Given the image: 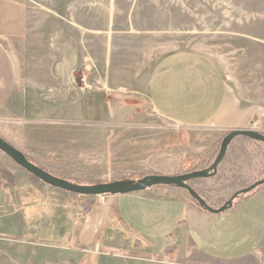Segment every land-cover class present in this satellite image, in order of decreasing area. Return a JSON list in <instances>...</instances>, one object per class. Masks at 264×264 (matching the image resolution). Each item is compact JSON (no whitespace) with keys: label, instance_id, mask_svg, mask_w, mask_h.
<instances>
[{"label":"rangeland","instance_id":"obj_1","mask_svg":"<svg viewBox=\"0 0 264 264\" xmlns=\"http://www.w3.org/2000/svg\"><path fill=\"white\" fill-rule=\"evenodd\" d=\"M18 21L20 27L29 29L24 31L21 41L17 38ZM52 26L60 39L70 41L71 50L83 53L80 60L84 56L90 67L98 64L105 72L113 66L115 79L125 83L115 85L113 81L109 88L97 90L91 68L84 97L102 95L103 110L98 115L103 118L94 116L95 103L91 101L86 118L72 116L63 122L32 125L17 131L16 137L0 136L45 172L77 185L138 180L150 175L178 176L210 167L223 137L232 130H252L264 135V117L250 115L256 106L264 108V0H0V32L9 38L0 41L8 48L16 46L25 52L31 47L37 51L50 39ZM179 51H196L216 61L228 85L231 104L237 106L241 102L240 108L249 110L241 118L234 111L227 113L231 127L226 133L210 125L173 124L160 118L150 106L152 100L163 114L182 116L183 111L192 108L188 105H195L194 101L185 104L183 100L188 90L186 83L182 94L174 95L172 83L165 81L170 74H158L159 60ZM82 79V73L76 69L72 82L79 84ZM181 79L186 80L187 76ZM111 113L119 117L117 122L110 123L106 118ZM263 177L264 145L237 137L229 144L215 176L194 179L188 184L216 209L233 193ZM37 181L0 152V186ZM151 189L167 197L190 199L197 205L181 189ZM67 195L70 221L77 225L90 205L84 201L96 199L98 205L103 202L94 196ZM235 206L233 203L232 208ZM262 207L257 198L240 213L256 210L254 215L259 219ZM148 228L151 226L145 227ZM262 231L261 227H254L253 240L259 239ZM154 234L155 229L145 236L150 240ZM2 252L0 264H4ZM71 254L78 258L77 253ZM185 254L193 259L187 264H264L259 251L251 258L223 263H206L192 248L181 256L166 253V257L174 263ZM8 260L7 264H28L16 254ZM59 261L53 258L43 263Z\"/></svg>","mask_w":264,"mask_h":264},{"label":"crops","instance_id":"obj_2","mask_svg":"<svg viewBox=\"0 0 264 264\" xmlns=\"http://www.w3.org/2000/svg\"><path fill=\"white\" fill-rule=\"evenodd\" d=\"M18 25L17 38L21 41L24 31L29 29L20 27L19 21ZM58 35L52 26L50 39L37 51L31 47L25 52L16 46L8 48L0 41V136L12 138L19 134L17 131L32 125L83 117L91 101L95 103L94 116L103 118L98 115V111L103 110L102 95L84 97L79 89L82 83L72 82L76 69L82 73L84 84H88L91 68H94L97 90L109 88L113 81L115 85L125 83L115 79L113 66L110 72H105L98 64L90 67L84 56L80 60L83 53L71 50L70 41ZM0 38L9 39L1 32ZM158 65V74H170L165 81L172 83L173 94L181 95L186 83L188 90L183 100L185 104L195 102L194 106H187L193 109L177 116L163 114L157 104L149 100L160 118L185 127L210 125L226 133L231 127L227 113L234 111L239 118L247 115L249 110L243 109L244 106L240 108L241 102L237 106L231 104L222 70L209 56L196 51L173 52L163 56ZM183 75L187 76L186 80L181 79ZM255 108L250 115L262 119L264 108L262 105ZM106 118L110 123L119 119L114 113L107 114ZM30 183L12 182L0 186V250L4 264L9 263L8 257L14 254L28 264L49 263L53 258H59V264H72L71 260L75 264H187L193 260L190 255L185 254L171 263L166 253L181 256L189 248L206 263L251 258L258 251L264 263V207L259 210V219L254 215L256 210L240 213L257 198L264 206V185L245 198L237 199L234 208L220 214L206 212L190 199L167 197L152 189L106 196L99 205L96 199L84 201L90 205L81 224L77 225L70 221L67 193L39 181ZM147 226L151 228L145 229ZM254 227L263 230L257 240H253ZM153 229L155 234L149 240L145 233ZM167 248L172 254H168ZM71 251L77 253L78 258L72 256Z\"/></svg>","mask_w":264,"mask_h":264},{"label":"water","instance_id":"obj_3","mask_svg":"<svg viewBox=\"0 0 264 264\" xmlns=\"http://www.w3.org/2000/svg\"><path fill=\"white\" fill-rule=\"evenodd\" d=\"M237 137H245L252 141L262 143L264 145V135L252 130H232L223 137L219 152L213 160L210 167L201 170L186 173L178 176H165V175H150L138 180H119L108 183H99L94 185H77L67 180L57 178L44 170L38 168L17 149L0 138V152L8 157L13 163L23 169L25 172L42 182L50 188L58 189L67 193L78 196H115L126 195L137 192H142L153 187H173L181 189L188 193L198 207L206 212L212 214H220L230 209L233 202L246 194H249L258 187L264 185V177L254 182L253 184L240 189L233 193L229 199L219 208L210 207L204 199H202L190 186L189 181L194 179L210 178L216 175L219 164L224 159L229 144Z\"/></svg>","mask_w":264,"mask_h":264},{"label":"built area","instance_id":"obj_4","mask_svg":"<svg viewBox=\"0 0 264 264\" xmlns=\"http://www.w3.org/2000/svg\"><path fill=\"white\" fill-rule=\"evenodd\" d=\"M81 83H82V85L80 86V91L82 92V93H85V90H88V86L86 85V84H84V80L82 79L81 80ZM105 197L106 196H99L98 198L100 199V201H103L104 199H105Z\"/></svg>","mask_w":264,"mask_h":264},{"label":"flooded vegetation","instance_id":"obj_5","mask_svg":"<svg viewBox=\"0 0 264 264\" xmlns=\"http://www.w3.org/2000/svg\"><path fill=\"white\" fill-rule=\"evenodd\" d=\"M258 188H260V187H258ZM258 188H256V189H258ZM256 189H255V190H256ZM253 191H254V190H253ZM250 193H251V192H250ZM246 195H248V194H246ZM210 207H211V206H210Z\"/></svg>","mask_w":264,"mask_h":264},{"label":"trees","instance_id":"obj_6","mask_svg":"<svg viewBox=\"0 0 264 264\" xmlns=\"http://www.w3.org/2000/svg\"><path fill=\"white\" fill-rule=\"evenodd\" d=\"M31 163H32V161L31 160H29ZM234 203V202H233ZM171 249V248H170ZM166 250H168V248L166 249Z\"/></svg>","mask_w":264,"mask_h":264}]
</instances>
